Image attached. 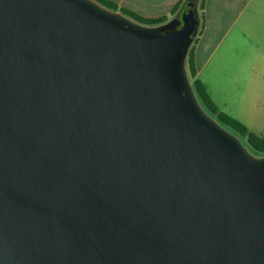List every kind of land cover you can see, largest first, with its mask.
I'll return each mask as SVG.
<instances>
[{"label": "water", "instance_id": "1", "mask_svg": "<svg viewBox=\"0 0 264 264\" xmlns=\"http://www.w3.org/2000/svg\"><path fill=\"white\" fill-rule=\"evenodd\" d=\"M197 32L0 0V264H264V159L200 110Z\"/></svg>", "mask_w": 264, "mask_h": 264}, {"label": "crops", "instance_id": "2", "mask_svg": "<svg viewBox=\"0 0 264 264\" xmlns=\"http://www.w3.org/2000/svg\"><path fill=\"white\" fill-rule=\"evenodd\" d=\"M108 1L155 19L198 0ZM204 14L194 48L197 79L221 112L264 138V0H205Z\"/></svg>", "mask_w": 264, "mask_h": 264}, {"label": "trees", "instance_id": "3", "mask_svg": "<svg viewBox=\"0 0 264 264\" xmlns=\"http://www.w3.org/2000/svg\"><path fill=\"white\" fill-rule=\"evenodd\" d=\"M105 9L112 12H119L126 18L136 22L140 25L147 27H154L165 24L169 21L170 17L183 13L188 9L184 1L176 4L170 12L168 17H159L155 19L143 18L134 12L118 7L116 4L108 0H93ZM204 3L205 0L194 1L193 8L197 9L196 16L198 18V32L196 37L191 42L189 49L186 53L185 58V68L189 83L193 89V92L198 99L199 103L202 105L204 110L223 128L228 129L234 133L239 138L244 139L246 145L253 150L255 153L264 154V138L259 137L252 132H250L242 123L235 120L234 118L228 116L227 114L221 112L216 105L211 100L208 92L206 91L204 85L197 79V72L194 60V48L197 39L204 27L205 14H204Z\"/></svg>", "mask_w": 264, "mask_h": 264}, {"label": "rangeland", "instance_id": "4", "mask_svg": "<svg viewBox=\"0 0 264 264\" xmlns=\"http://www.w3.org/2000/svg\"><path fill=\"white\" fill-rule=\"evenodd\" d=\"M191 6V9L197 13V9L195 7V9L193 8V5H190ZM191 45V44H190ZM189 49V47H188ZM184 66H185V61H184ZM186 69V68H185ZM197 99V98H196ZM197 103H198V106L200 108V110L204 113H207L204 108L202 107V105L199 103L198 99L196 100ZM208 114V113H207ZM209 115V114H208ZM210 116V115H209ZM211 117V116H210ZM212 118V117H211ZM225 131L230 134L231 136H233L237 142L239 143V145L246 151L247 155L251 158H254V159H264V154H259V153H255L253 150H251L245 143L244 139L242 138H239L238 136H236L234 133H232L231 131H229L228 129L224 128Z\"/></svg>", "mask_w": 264, "mask_h": 264}]
</instances>
